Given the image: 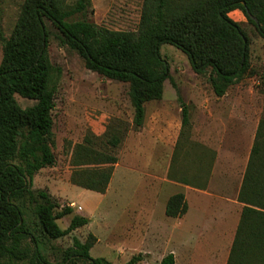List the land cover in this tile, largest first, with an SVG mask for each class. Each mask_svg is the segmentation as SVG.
Instances as JSON below:
<instances>
[{"label": "trees", "instance_id": "16d2710c", "mask_svg": "<svg viewBox=\"0 0 264 264\" xmlns=\"http://www.w3.org/2000/svg\"><path fill=\"white\" fill-rule=\"evenodd\" d=\"M91 6V0H77L73 5L67 0H25L10 36L0 28V264H113L91 256L97 243L93 234L85 242L75 238L73 246L55 262L43 253L36 234L56 241L90 223L72 206L62 207L43 191L37 194L41 201L36 202L32 191L36 175L57 161L53 151L56 68L49 56L47 22L56 30L59 43L76 52L89 71L129 85L135 131L145 124L147 103L163 98L165 82L177 86L161 56L162 45L171 44L184 52L192 70L207 77L214 94L221 98L251 69L250 38L230 13L240 10L264 39V0H146L137 31H115L91 22L87 17ZM17 96L35 104L22 108ZM181 114L182 138L191 128L188 106L183 102ZM123 124L109 120L104 151L75 146L73 185L99 194L107 192L119 162L117 151L128 132L122 130ZM177 180L183 182V176ZM27 196L35 203V230L28 225L20 204ZM239 201L245 207L227 264H264V117ZM187 209L184 195L176 194L169 198L166 214L183 217ZM69 216L68 228H61L58 221ZM142 260L140 254L126 264ZM161 264H176L175 256L168 254Z\"/></svg>", "mask_w": 264, "mask_h": 264}, {"label": "rangeland", "instance_id": "374dc122", "mask_svg": "<svg viewBox=\"0 0 264 264\" xmlns=\"http://www.w3.org/2000/svg\"><path fill=\"white\" fill-rule=\"evenodd\" d=\"M77 0H67L69 5ZM146 0H91L92 6L88 10L87 17L91 22L99 26L115 31H137ZM25 0H0V28L6 37L10 36L16 25L21 8ZM237 14L230 13V18L241 24L250 38V65L251 69L245 78L233 87L249 89L254 93L255 107L258 116L264 117V39L256 28L250 24L241 11ZM51 33L49 43V56L51 63L56 68L53 76V84L56 86V107L54 117V141L53 151L56 156V164L53 167L43 169L35 177L32 191L36 202L41 201L38 193H48L54 201L62 207L72 206L75 213L90 218L89 225L75 230L72 234L51 241L44 238L39 232L42 242V251L51 262L58 261L61 254L67 248L73 246L74 239L85 242L90 234L97 238V243L91 250L93 258H105L113 264H126L133 257L143 255V260L138 264H161V260L170 254L167 246L168 231L166 228L156 236H144L147 231L150 215L144 212L137 204L135 184L133 179L122 181L114 178L110 188V195L104 205L97 200L98 193L86 191L71 183V175L76 169L71 165L72 153L76 145H86L97 150H106L104 137L106 125L109 120L116 119L123 124L122 130L128 132L117 154L121 165V157L124 160L134 161L133 175H135L137 161L146 158V175L151 178V159L159 150V144L155 140L139 139L132 144V150H127L126 138L133 129V109L129 97V85L126 83L109 80L97 73L89 71L82 58L74 51L63 46L56 39V30L47 22ZM162 58L168 63L171 77L176 82L175 87L170 80L164 84V98L168 104L174 102L177 108H181V102L186 103L190 90L194 87H209L207 77L197 75L191 68L187 55L171 44H164L160 49ZM3 57V47L0 42V64ZM231 89V88H230ZM22 108L33 106L35 101L16 97ZM158 102L149 104V109ZM148 109V110H149ZM176 109V108H174ZM152 110V108H151ZM182 121V114H178ZM168 118H177V110H171ZM251 130V125L249 126ZM137 145V146H136ZM139 170V169H138ZM139 171V172H144ZM147 177V178H148ZM152 182H145L143 186L147 192H151ZM147 194V193H146ZM97 195V196H95ZM163 200V199H162ZM114 202V203H113ZM77 206H73L72 204ZM28 225L35 230L36 217L34 214L35 203L30 202L29 196L21 203ZM82 207L80 210L78 207ZM149 216V217H148ZM156 218L159 214L156 213ZM146 221H139V218ZM72 216L58 221L61 228L66 229ZM148 224V225H147ZM157 225L156 222H153ZM143 230V232H142ZM152 234L150 226H148ZM154 233V232H153ZM182 251L181 248H178ZM178 264H187L182 256H179Z\"/></svg>", "mask_w": 264, "mask_h": 264}, {"label": "crops", "instance_id": "0c3cea01", "mask_svg": "<svg viewBox=\"0 0 264 264\" xmlns=\"http://www.w3.org/2000/svg\"><path fill=\"white\" fill-rule=\"evenodd\" d=\"M238 11L231 13L241 19ZM156 102L152 110L148 107L151 102L147 103L144 126L130 132L125 141L129 152L139 139L155 140L160 145L151 159V178L144 171L149 154L143 155L144 160L140 163L135 162V175L134 161H126L122 155L120 169L116 168L117 163L113 174L120 179L119 193H123L125 184L122 185V181L126 178L136 182L137 204L142 213L150 215L148 221L139 218V221L149 222L147 225L152 232L150 234L147 226L143 235L157 236L160 229L166 228L167 246L170 254L175 256L176 264L179 256L187 260V264H227L245 207L239 201V195L261 121L254 93L232 86L225 96L219 98L210 86L192 88L185 103L191 128L182 138L181 118L178 116L181 108H177L174 102L168 104L164 96ZM170 109L177 110V118H168ZM171 173L174 178L169 176ZM181 176L183 182L177 180ZM113 182L112 177L107 192L95 195L100 204L112 203L106 200ZM145 182L153 183L151 192L143 186ZM88 192L91 194L92 191ZM176 194L184 195L188 209L183 217L173 218L167 216L166 205Z\"/></svg>", "mask_w": 264, "mask_h": 264}, {"label": "water", "instance_id": "95a60500", "mask_svg": "<svg viewBox=\"0 0 264 264\" xmlns=\"http://www.w3.org/2000/svg\"><path fill=\"white\" fill-rule=\"evenodd\" d=\"M253 19H254L255 21H257L256 18L253 17Z\"/></svg>", "mask_w": 264, "mask_h": 264}]
</instances>
